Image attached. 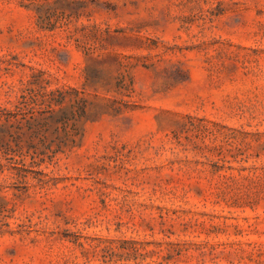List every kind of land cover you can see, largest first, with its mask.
<instances>
[{
    "label": "rangeland",
    "instance_id": "rangeland-1",
    "mask_svg": "<svg viewBox=\"0 0 264 264\" xmlns=\"http://www.w3.org/2000/svg\"><path fill=\"white\" fill-rule=\"evenodd\" d=\"M0 264H264V0H0Z\"/></svg>",
    "mask_w": 264,
    "mask_h": 264
}]
</instances>
